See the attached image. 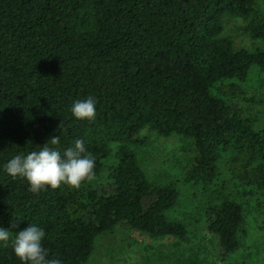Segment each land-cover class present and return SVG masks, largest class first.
Returning a JSON list of instances; mask_svg holds the SVG:
<instances>
[{
	"label": "trees",
	"instance_id": "1",
	"mask_svg": "<svg viewBox=\"0 0 264 264\" xmlns=\"http://www.w3.org/2000/svg\"><path fill=\"white\" fill-rule=\"evenodd\" d=\"M226 15L264 41L261 0H0V227L13 238L41 227L48 259L63 264H87L119 226L185 240L187 227L169 216L178 185L151 180L136 152L151 130L185 141V183L218 186L205 207L220 249L213 264H233L249 221L264 232V100L245 88L254 69L264 72V48L223 36ZM89 96L95 120H77L71 107ZM53 136L62 154L82 139L96 178L34 194L4 166ZM222 168L231 190L219 186ZM0 264H22L11 241L0 243Z\"/></svg>",
	"mask_w": 264,
	"mask_h": 264
},
{
	"label": "rangeland",
	"instance_id": "2",
	"mask_svg": "<svg viewBox=\"0 0 264 264\" xmlns=\"http://www.w3.org/2000/svg\"><path fill=\"white\" fill-rule=\"evenodd\" d=\"M264 10V0H261ZM240 17L226 15L223 18V36H231L239 48L256 51L264 48L263 40L253 39L243 30ZM248 97L264 100V72L254 69L245 84ZM143 144L136 152L151 180L158 183H176L180 189L177 205L169 212L172 219L182 221L188 229L185 240H159L140 235L127 226L100 236L94 253L87 264H213L220 256L214 236L208 232L205 207L214 198L215 186L203 187L184 182V168L192 157L183 138L174 135L159 136L155 131L145 130L141 134ZM118 147L117 143L111 145ZM110 163V162H109ZM107 171V170H106ZM100 181L106 185L107 172ZM219 186L226 191L234 187L227 169H220ZM99 183V182H98ZM230 183V186L228 185ZM231 190V189H230ZM260 220H250L249 236L242 239L233 264H264V232Z\"/></svg>",
	"mask_w": 264,
	"mask_h": 264
},
{
	"label": "clouds",
	"instance_id": "3",
	"mask_svg": "<svg viewBox=\"0 0 264 264\" xmlns=\"http://www.w3.org/2000/svg\"><path fill=\"white\" fill-rule=\"evenodd\" d=\"M96 104V99L89 96L85 100L75 101L71 112L77 120L93 121ZM59 144L60 137L53 136L38 151L14 155L4 166L5 171L13 178L26 179L29 190L34 194L48 188L56 190L63 185L79 188L84 182L93 181L96 178V160L91 153H86L84 141L77 138L63 154L58 148L49 147ZM16 227L15 223L11 225V228ZM44 238V229L37 225L16 232L14 238L11 229L0 227V243L7 246L11 241L14 253L22 264H63L60 259H48L49 250L42 244Z\"/></svg>",
	"mask_w": 264,
	"mask_h": 264
}]
</instances>
